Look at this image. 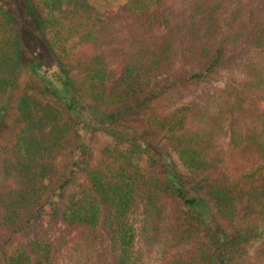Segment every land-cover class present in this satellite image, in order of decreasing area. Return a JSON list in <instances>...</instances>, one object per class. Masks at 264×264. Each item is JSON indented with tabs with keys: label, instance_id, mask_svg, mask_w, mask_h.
Returning <instances> with one entry per match:
<instances>
[{
	"label": "trees",
	"instance_id": "1",
	"mask_svg": "<svg viewBox=\"0 0 264 264\" xmlns=\"http://www.w3.org/2000/svg\"><path fill=\"white\" fill-rule=\"evenodd\" d=\"M40 1L74 47L25 60L0 6V264H264V0Z\"/></svg>",
	"mask_w": 264,
	"mask_h": 264
},
{
	"label": "rangeland",
	"instance_id": "2",
	"mask_svg": "<svg viewBox=\"0 0 264 264\" xmlns=\"http://www.w3.org/2000/svg\"><path fill=\"white\" fill-rule=\"evenodd\" d=\"M37 12L43 19L40 21V30L33 31L30 29L29 25H25L26 22H31V18L25 14L24 0H0V6L4 7L17 22H24L19 26V51L24 55V59L27 60L32 52L35 54H40V52H45L50 46L53 51V57L63 58L69 51L74 47V38L68 34L66 29V23L59 17L58 14H53V20L51 22H46V16L48 12L43 8L40 0H25ZM155 0H89L90 4L95 9L96 18H99L101 13L107 9H116L122 4H127L128 6L139 9L141 6L148 5ZM29 24V23H28ZM31 50V51H30ZM44 54V53H43ZM27 63V62H26ZM17 77V81L23 83L29 87V92L40 102H46L49 104H58L55 97L44 91V85L42 84L40 78L29 71L27 64L19 63L14 69L13 77ZM193 92L199 93L201 87H192ZM190 93V92H189ZM188 92H183L180 97L177 98L176 104L168 101L166 103H159L156 107L157 112L164 113L169 109H172L173 105H177L180 101H186L190 94ZM190 99V98H189ZM138 120L129 121V125L133 128L138 129ZM142 131V130H141ZM84 133L81 131V135ZM90 140V145L93 150L94 155L97 156L99 148L107 141L111 142L110 139L105 138L98 132H93L88 136ZM125 147V146H124ZM128 149L127 147H125ZM175 159V157H173ZM141 166L144 168H149L151 170L159 169V165L149 162L144 156H140ZM175 162L176 172L178 174L184 175L183 170L179 166L177 161ZM188 184V182H186ZM59 226V224L57 223ZM68 249L65 246L62 249L61 255H65ZM63 259V258H62Z\"/></svg>",
	"mask_w": 264,
	"mask_h": 264
}]
</instances>
